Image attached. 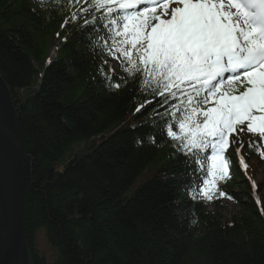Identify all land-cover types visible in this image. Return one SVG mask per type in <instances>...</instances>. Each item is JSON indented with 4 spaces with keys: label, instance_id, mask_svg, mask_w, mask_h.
Masks as SVG:
<instances>
[{
    "label": "trees",
    "instance_id": "trees-1",
    "mask_svg": "<svg viewBox=\"0 0 264 264\" xmlns=\"http://www.w3.org/2000/svg\"><path fill=\"white\" fill-rule=\"evenodd\" d=\"M82 8L100 15L86 0H0V74L27 154L30 264H264V162L252 148L244 151L248 177L232 147V178L218 186L236 210L225 212L218 194L194 201L184 157L149 126L159 120L150 116L159 97L136 82L108 85L97 71L100 57L77 30ZM112 75L128 79L121 67ZM146 99L153 104L136 112ZM154 132L155 144L147 138Z\"/></svg>",
    "mask_w": 264,
    "mask_h": 264
},
{
    "label": "snow or ice",
    "instance_id": "snow-or-ice-1",
    "mask_svg": "<svg viewBox=\"0 0 264 264\" xmlns=\"http://www.w3.org/2000/svg\"><path fill=\"white\" fill-rule=\"evenodd\" d=\"M86 3L100 15L82 8L84 19L77 30L94 58L100 57L97 71L102 78L116 89L136 82L138 90L159 97L150 114L159 120L149 126L184 157L193 177L187 188L191 198L210 202L217 194L225 197L218 184L232 178L226 155L230 144L240 142L235 149L239 155L244 147L240 134H251L248 147L264 156V0ZM106 56L120 62L128 79L121 75L113 80L115 70ZM151 104L146 99L135 111ZM160 108L164 111L158 112ZM155 137L156 132L147 138L155 144ZM239 162L248 168L243 156Z\"/></svg>",
    "mask_w": 264,
    "mask_h": 264
},
{
    "label": "water",
    "instance_id": "water-1",
    "mask_svg": "<svg viewBox=\"0 0 264 264\" xmlns=\"http://www.w3.org/2000/svg\"><path fill=\"white\" fill-rule=\"evenodd\" d=\"M26 159L15 101L0 74V264H30L23 217Z\"/></svg>",
    "mask_w": 264,
    "mask_h": 264
},
{
    "label": "rangeland",
    "instance_id": "rangeland-1",
    "mask_svg": "<svg viewBox=\"0 0 264 264\" xmlns=\"http://www.w3.org/2000/svg\"><path fill=\"white\" fill-rule=\"evenodd\" d=\"M55 53H56V47L53 46L51 49L50 56L52 58H54L56 55ZM19 95H22V94L19 93ZM243 135L245 138H248V139L251 136V134H245V133ZM263 172H264V170H263ZM260 177L261 176H259V178ZM223 203H224L225 208H226V209H224L225 212L230 213V212H233L234 210H236L234 205L231 202L225 201ZM208 209L209 210L213 209V206L208 207ZM38 246H39L40 250H42L45 253V255L50 259V257L52 256V247L50 246V244L48 243L46 238L41 234L38 236Z\"/></svg>",
    "mask_w": 264,
    "mask_h": 264
}]
</instances>
